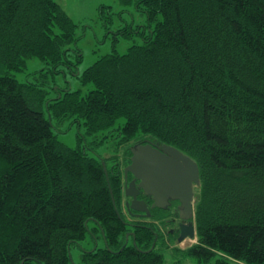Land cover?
Instances as JSON below:
<instances>
[{"label":"trees","instance_id":"trees-1","mask_svg":"<svg viewBox=\"0 0 264 264\" xmlns=\"http://www.w3.org/2000/svg\"><path fill=\"white\" fill-rule=\"evenodd\" d=\"M116 1L145 23L112 33L140 44L78 73L76 24L56 2L0 0V264H264V0ZM30 59L43 67L20 82ZM66 70L92 89L63 91ZM71 117L75 148L57 137ZM145 142L198 166L191 246L159 243L157 222L125 209L124 167Z\"/></svg>","mask_w":264,"mask_h":264},{"label":"rangeland","instance_id":"rangeland-1","mask_svg":"<svg viewBox=\"0 0 264 264\" xmlns=\"http://www.w3.org/2000/svg\"><path fill=\"white\" fill-rule=\"evenodd\" d=\"M56 2L72 19L76 24V48L81 51L82 60L77 63V68L74 71L82 73L88 66L93 64L99 57L104 56L111 52H116L118 54H124L127 52L128 48L134 44H140L139 37L131 35L130 38H125L120 35H114L113 29L118 24H122L123 20L127 23L140 24L145 23V16L139 11L135 10V6L132 4L128 7H121L116 0H53ZM104 13H101V8ZM109 8V9H108ZM122 16L119 17V11H123ZM109 12L113 15L112 24L109 23ZM122 20H121V19ZM106 27L112 29L106 30ZM116 37V41H115ZM72 46L74 44H71ZM71 60H73L71 58ZM43 67L42 63L37 59L27 60V66L24 71L16 73L15 76L20 82H35L34 77L37 75L35 73ZM56 83L60 88L65 91L67 88L72 91H79L81 96H84L88 90L92 89L91 85H82L74 72L66 70V73H60L59 77L56 78ZM56 90V86L53 87ZM55 121V120H54ZM55 123V122H54ZM123 119L119 118L117 124H122ZM57 130L59 131L57 137L58 140L70 148H75L78 146V138H82L84 134V127L73 117L66 119L57 124ZM86 140V141H85ZM90 137H85L81 139L80 144L82 147H87L86 143L90 142ZM133 145V144H132ZM131 145V146H132ZM90 149H87L89 153L93 152V155L97 158L106 157L109 158L110 154L109 146L99 145L94 146L89 144ZM92 148V149H91ZM122 150V149H121ZM120 150V151H121ZM196 191V190H195ZM196 196V195H195ZM197 242V239L193 241V244ZM101 241L99 240V244ZM101 245V244H100ZM94 245L88 243L81 244L80 247L72 248L70 254L74 262H78L79 254L82 251L90 250ZM162 264H173L172 255L169 252H165L164 263ZM184 264H195L193 261H184Z\"/></svg>","mask_w":264,"mask_h":264},{"label":"water","instance_id":"water-1","mask_svg":"<svg viewBox=\"0 0 264 264\" xmlns=\"http://www.w3.org/2000/svg\"><path fill=\"white\" fill-rule=\"evenodd\" d=\"M130 151V163L124 167L123 171L124 193L131 198V201L126 203L127 209L146 212V215H149L146 203L137 199V194L141 190L145 195L152 197L151 207L162 208L169 199L179 200L184 211L187 212L184 220L191 219L193 216V186L199 185L196 162L177 148L167 144L158 146L150 143L136 144L130 148ZM128 173L133 175L129 183L126 182ZM135 180L138 182L136 183ZM195 234L192 222L182 224L178 241L186 237L193 238ZM127 238L128 234H126V240Z\"/></svg>","mask_w":264,"mask_h":264},{"label":"flooded vegetation","instance_id":"flooded-vegetation-1","mask_svg":"<svg viewBox=\"0 0 264 264\" xmlns=\"http://www.w3.org/2000/svg\"><path fill=\"white\" fill-rule=\"evenodd\" d=\"M154 145L158 146L157 144ZM127 179L128 182H130L133 179V175L131 173H128ZM135 182L137 183L138 181L135 180ZM194 192L195 186H193V193ZM137 199L142 200L146 203V206L149 210V215H146V212H137L133 209L127 210V213L129 214V216H131L133 221L139 220L146 223L157 222L158 232H156L157 234H155V237L157 238L159 243H171L168 245L180 246L181 243L188 241L186 238L178 241L180 226L182 224L191 222V219L184 220L187 212L184 211V208L182 207L179 200L169 199L165 207L162 208L157 206L151 207V205L153 204L152 197L150 195H145L141 190L137 194ZM130 201L131 198L127 197L125 203H129Z\"/></svg>","mask_w":264,"mask_h":264}]
</instances>
